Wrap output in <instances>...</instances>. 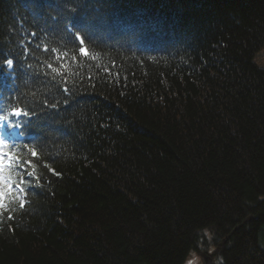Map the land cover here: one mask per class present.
I'll use <instances>...</instances> for the list:
<instances>
[{
  "label": "trees",
  "instance_id": "16d2710c",
  "mask_svg": "<svg viewBox=\"0 0 264 264\" xmlns=\"http://www.w3.org/2000/svg\"><path fill=\"white\" fill-rule=\"evenodd\" d=\"M0 114V264H264V0H0Z\"/></svg>",
  "mask_w": 264,
  "mask_h": 264
},
{
  "label": "rangeland",
  "instance_id": "374dc122",
  "mask_svg": "<svg viewBox=\"0 0 264 264\" xmlns=\"http://www.w3.org/2000/svg\"><path fill=\"white\" fill-rule=\"evenodd\" d=\"M0 126L4 127V122L0 118ZM12 133L15 136H19V129L18 127H15L12 131ZM6 133H4V129L1 131L0 130V176H4L6 178H9L10 176L7 174L8 173V167L9 165L13 162V158L8 152L7 146L9 144L8 138L6 137ZM11 178V177H10ZM9 178V182L12 183L13 185V193L9 194L7 198L3 201L5 204V207L3 209H0V219L2 214L9 208V203L11 202V196L16 193L18 195V198L24 203V197L21 194L20 190L15 187V184L11 181ZM207 233V238L206 242L202 243L197 251L191 252V255L188 257V259L185 261L184 264H187V262H192V264H204L203 257L204 256H211V259H213V264L218 263L220 261L219 258H215V256H212L211 253L214 252L215 245L212 242V235L206 231Z\"/></svg>",
  "mask_w": 264,
  "mask_h": 264
},
{
  "label": "snow or ice",
  "instance_id": "6c2138e0",
  "mask_svg": "<svg viewBox=\"0 0 264 264\" xmlns=\"http://www.w3.org/2000/svg\"><path fill=\"white\" fill-rule=\"evenodd\" d=\"M13 63L12 60H8L7 64L11 66ZM13 114L16 116L21 115H27V113H23L20 109H14ZM20 191L23 192V187L20 188ZM13 193V185L9 182V178H6L4 176H0V209H3L5 207V204L3 201L7 198L9 194ZM189 264H192L190 261Z\"/></svg>",
  "mask_w": 264,
  "mask_h": 264
},
{
  "label": "water",
  "instance_id": "95a60500",
  "mask_svg": "<svg viewBox=\"0 0 264 264\" xmlns=\"http://www.w3.org/2000/svg\"><path fill=\"white\" fill-rule=\"evenodd\" d=\"M203 260H204V264H213V260L211 259V257L209 256H204L203 257Z\"/></svg>",
  "mask_w": 264,
  "mask_h": 264
},
{
  "label": "clouds",
  "instance_id": "9594fccd",
  "mask_svg": "<svg viewBox=\"0 0 264 264\" xmlns=\"http://www.w3.org/2000/svg\"><path fill=\"white\" fill-rule=\"evenodd\" d=\"M187 264H189V262H187Z\"/></svg>",
  "mask_w": 264,
  "mask_h": 264
},
{
  "label": "bare ground",
  "instance_id": "6f19581e",
  "mask_svg": "<svg viewBox=\"0 0 264 264\" xmlns=\"http://www.w3.org/2000/svg\"><path fill=\"white\" fill-rule=\"evenodd\" d=\"M210 257V256H209Z\"/></svg>",
  "mask_w": 264,
  "mask_h": 264
}]
</instances>
